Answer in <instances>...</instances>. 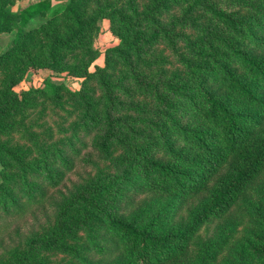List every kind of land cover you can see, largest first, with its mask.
I'll use <instances>...</instances> for the list:
<instances>
[{
	"label": "trees",
	"instance_id": "1",
	"mask_svg": "<svg viewBox=\"0 0 264 264\" xmlns=\"http://www.w3.org/2000/svg\"><path fill=\"white\" fill-rule=\"evenodd\" d=\"M6 1L0 29L19 22L21 36L52 9L11 13ZM104 14L122 30L116 80L110 65L75 90L46 80L19 92L18 67L1 78L0 231L33 208L0 252H16L10 264H60L43 252L69 264H264V0H70L51 10L64 29L27 35L57 68ZM63 92L75 121L44 140L27 110Z\"/></svg>",
	"mask_w": 264,
	"mask_h": 264
},
{
	"label": "rangeland",
	"instance_id": "2",
	"mask_svg": "<svg viewBox=\"0 0 264 264\" xmlns=\"http://www.w3.org/2000/svg\"><path fill=\"white\" fill-rule=\"evenodd\" d=\"M36 1L38 0H7L5 10L14 13ZM69 1L70 0H51V10L66 5ZM138 3L141 5V10H143L146 0H138ZM86 5V10L90 13H92L97 7L93 1L90 2L89 6L88 3ZM51 10L49 12L38 14L32 18L26 27V31H29L27 34L33 29L49 28V24L52 21H58L56 22L58 25H54L58 26V28L60 26L64 29L66 25L60 17L52 19ZM0 30V53L2 51L12 52L10 56L4 59L3 64L0 66V83L5 71L8 69L13 70L18 67L22 70L20 73L21 76L15 85L19 92L23 90L44 89L46 80H50L57 85H66L70 89L75 90L85 85L86 81H91L89 80V76L87 79L85 74L87 72L93 73L102 67H106V65H110V67L113 68V78L116 80L115 76L122 69L120 63L117 62L116 58L113 57L112 52H110V49L120 45L122 41V30L119 29L118 24H116V21L113 18H110L105 14L99 17L94 29L88 32L87 45L78 47L74 51L63 53L61 56L63 58L62 64L57 68H53L50 61H48L44 47L45 40L38 33L30 36L27 34L21 36L19 22L13 21H3ZM22 47H24L32 58L31 61L27 60V57L23 54ZM164 48H166V45L161 43L160 49ZM87 62L88 64L86 66ZM82 65L87 67L85 71L82 69ZM44 91L48 93L49 90ZM45 96L46 95H40L39 99H37L40 106L30 107L27 110L25 119L27 120V124L34 126L41 137L44 140H47L53 136V132H56V128L68 127L74 123L78 110L77 104H75L71 94L68 92H63V100L60 102H55L51 99L49 100V98ZM5 163L6 162L0 155V181L3 180L4 173H2V169ZM72 176L76 177L75 174ZM30 207L28 212L25 214L21 213L23 216L19 215L17 216L18 218L13 217L5 220L8 225L5 227L3 226L0 231V241L5 238L7 243L9 241L8 236L12 234L14 235L13 229L17 225L26 226L30 224L32 218H29V213L33 208ZM209 230L210 231L205 234L206 238L211 237L214 234V226ZM24 242L20 247V250L25 249L26 251L28 245ZM4 249L5 248H3V250ZM3 250L0 252V264H10L11 260L15 257L16 252H3ZM41 255H45V257H49L50 260L56 261L60 264L71 263V260L64 257L62 254L58 255L43 252Z\"/></svg>",
	"mask_w": 264,
	"mask_h": 264
}]
</instances>
